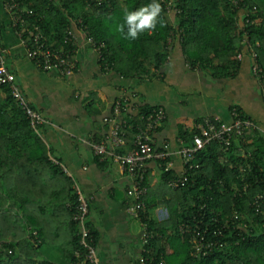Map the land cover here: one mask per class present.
<instances>
[{"label": "trees", "instance_id": "trees-1", "mask_svg": "<svg viewBox=\"0 0 264 264\" xmlns=\"http://www.w3.org/2000/svg\"><path fill=\"white\" fill-rule=\"evenodd\" d=\"M16 1L26 26L39 27L49 45L65 46L66 30L82 28L84 34L79 36L100 47V70L124 79L152 80L173 47L181 49L190 68L209 70L214 79H230L240 67L237 55L246 50L245 42L253 48L264 75V0H159L164 26L158 23L155 31H145L135 40L126 39L117 26L124 23L125 11H136L152 0ZM168 6L179 13L169 15ZM246 19L249 23L244 25ZM0 91L4 94L0 97V264H57L43 258L42 248L61 252V264L79 263L85 250L73 214L80 194L59 163L50 160L51 149L40 131L43 125L35 132L8 90ZM154 108L159 107L140 105V114L129 121L124 153L132 149L135 127L142 123L139 117ZM232 109L258 126L239 107L231 106L229 112ZM195 134L194 128L179 138L190 144ZM108 163L104 160L99 167ZM192 165L185 184L176 190L169 189L166 181L177 173L160 170L158 183L146 173L148 216L162 203L166 217L150 219L148 230L156 236L136 264L141 258L144 264H264V135L249 132L228 152L211 143L197 153ZM86 227L96 248L97 233L87 217ZM185 227L189 232L182 233ZM195 234L212 245L197 259L192 256Z\"/></svg>", "mask_w": 264, "mask_h": 264}, {"label": "crops", "instance_id": "crops-1", "mask_svg": "<svg viewBox=\"0 0 264 264\" xmlns=\"http://www.w3.org/2000/svg\"><path fill=\"white\" fill-rule=\"evenodd\" d=\"M81 40L76 55L78 69L72 76L44 73L27 57L0 0V49L6 52V65L23 96L44 119L40 131L51 149L50 160L59 163L88 203L87 222L97 233L98 264H136L141 228L125 213L131 180L111 162L99 167L102 161H95L89 145L107 133L102 120L115 100L123 94H135L139 105L164 109L166 121L154 135V144L172 154L171 171L178 175L182 170L176 143L180 134L194 130L204 117H218L229 124L231 106L239 107L264 131V105L245 52L234 77L214 79L209 70L190 69L181 49L173 47L157 76L140 81L102 72L94 50ZM0 97H4L1 91ZM146 173L157 183L161 179L155 162L148 163ZM161 204L150 211L154 221L165 220L166 208ZM61 255L58 250L42 252L44 259L57 264L62 263Z\"/></svg>", "mask_w": 264, "mask_h": 264}, {"label": "built area", "instance_id": "built-area-1", "mask_svg": "<svg viewBox=\"0 0 264 264\" xmlns=\"http://www.w3.org/2000/svg\"><path fill=\"white\" fill-rule=\"evenodd\" d=\"M3 10L9 18L10 28L15 29L13 32L25 48L27 57L36 67L44 73H53L61 78L70 77L77 71L76 55L81 41L79 34H84L82 28L67 29L64 38L65 46L54 47L49 45L39 27L35 24H32L31 27L26 26L22 9L16 0H3ZM167 13L170 15L179 13V11L168 6ZM248 23L249 21L246 19L244 25ZM239 24H242V22ZM239 24H237V27ZM84 40L90 44L96 58L100 60V47L96 48L91 39ZM257 46L258 44H256ZM245 47L244 52L251 60L250 74L258 86L264 103V75L256 62V54L253 48L247 42H245ZM5 54L6 52L0 49V89L6 88L8 90L11 98L18 103L29 120L30 127L37 132L38 126L44 124V119L29 106L28 101L21 93L15 75L6 65ZM242 57L243 52L237 55L239 61L242 60ZM136 97L135 94H123L115 100L109 113L102 120L107 133L100 141H92L89 145L95 158H99L100 161L108 160L115 164L131 180V185L127 189L128 201L125 205V213L132 220L139 222L141 228L139 236L140 251L141 253H147L145 247L156 236L155 233L148 230V223L151 218L148 216L144 201L147 194V188L144 185L147 165L150 162H155L158 169L166 173L171 171L173 163L171 160L172 154L167 150L156 149L154 144V135L166 119L165 111L161 107L154 108L146 115L139 117L142 123L135 127L136 133L133 136L132 149L126 153L123 152L126 148V131L130 129L129 121L140 114V105L134 101ZM229 116V124L222 123L218 117L202 118L195 126L196 134L192 137L190 144L185 143L180 138L176 140L179 148L178 155L182 161V170L177 177L166 181L169 189L176 190L185 184L188 171L195 168L192 162L197 153L211 143L218 144L224 152H228L233 143L242 140L244 135L249 132L258 130L264 135V131L253 121L242 119L241 114L235 109L229 112ZM245 143L243 140L242 144ZM221 162L227 163L223 159ZM245 189L246 186H244V191ZM78 201L79 205L75 208L73 220L79 225L80 246L84 248L85 254L81 262L75 264H98L93 240L86 227L87 203L81 197ZM234 217H236V214H234ZM185 228L181 230L182 233L189 232V229ZM192 242L194 243L192 256L195 259L204 256L206 251L212 247L211 244L204 242V238L199 234L192 237ZM76 256L80 255L76 254ZM144 262L145 260L141 258V264H144Z\"/></svg>", "mask_w": 264, "mask_h": 264}, {"label": "clouds", "instance_id": "clouds-1", "mask_svg": "<svg viewBox=\"0 0 264 264\" xmlns=\"http://www.w3.org/2000/svg\"><path fill=\"white\" fill-rule=\"evenodd\" d=\"M162 7L159 0H152V3L139 8L136 11H125L124 23L117 26V31L125 36L126 39L135 40L139 34L148 31L153 32L159 23L163 27V18L161 16ZM125 26L127 32L125 33Z\"/></svg>", "mask_w": 264, "mask_h": 264}, {"label": "rangeland", "instance_id": "rangeland-1", "mask_svg": "<svg viewBox=\"0 0 264 264\" xmlns=\"http://www.w3.org/2000/svg\"><path fill=\"white\" fill-rule=\"evenodd\" d=\"M251 78H252V80L255 82V80H254V78L251 76ZM255 84H256V82H255ZM258 93V92H257ZM43 250H45V248H42L41 249V252L43 251ZM46 250H48V249H46ZM53 251H57V249L56 248H54V249H50V252H53Z\"/></svg>", "mask_w": 264, "mask_h": 264}]
</instances>
